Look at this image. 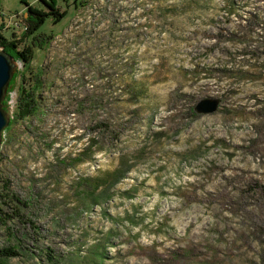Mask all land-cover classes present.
<instances>
[{
  "label": "rangeland",
  "instance_id": "1",
  "mask_svg": "<svg viewBox=\"0 0 264 264\" xmlns=\"http://www.w3.org/2000/svg\"><path fill=\"white\" fill-rule=\"evenodd\" d=\"M45 1L65 15L35 33L54 37L31 62L40 111L2 134L0 249L19 255L1 259L264 264V0ZM28 6L48 11L0 0Z\"/></svg>",
  "mask_w": 264,
  "mask_h": 264
},
{
  "label": "trees",
  "instance_id": "2",
  "mask_svg": "<svg viewBox=\"0 0 264 264\" xmlns=\"http://www.w3.org/2000/svg\"><path fill=\"white\" fill-rule=\"evenodd\" d=\"M43 2L48 8L47 12L42 10H38L32 7H26V13L28 15L27 18H23V22L26 25V29L22 32L19 38H16L15 34H11L10 38H5L0 34V50L5 51L7 54L12 56L15 61H20L22 63V70L20 73L15 72L12 75L11 81L8 85L6 91V97L1 103V109L3 112L8 113L6 110V102L8 101V94L12 91L13 84L17 77H19V84L16 89L17 98L16 104L13 111L12 119L9 120L7 127L2 132L10 131V128L13 124L23 122L28 118L36 115L39 110V100H38V92L42 88V82L40 77L36 75L35 72L31 69V62L33 58L34 48L42 47L43 44H49L54 37L46 36L44 34L35 35L37 30L43 25L45 19L47 17H53L55 21H59L64 15V13H60L59 10L55 7V2L51 3L45 0H38ZM89 0H73L72 6L75 10H79L86 6ZM6 25L0 24V30L4 29ZM31 37V41L28 44L26 41ZM22 46V47H20ZM2 137V136H1ZM89 149V147L84 148L80 153H83L85 150ZM79 153V155H80ZM95 153V152H94ZM122 169V168H121ZM117 168L110 177H106L105 179H110L112 184L118 183L121 179H123L127 172H129V168L125 171ZM104 181V180H102ZM96 188L99 185H95ZM11 197V196H10ZM13 197V196H12ZM9 202L10 198H8ZM15 202L20 204L19 200L16 199ZM14 215H19V209L14 208ZM3 219H2V218ZM5 215L3 214V210L0 207V225L5 224ZM18 252L14 251L11 248L0 249V264H7L1 258H10L17 257Z\"/></svg>",
  "mask_w": 264,
  "mask_h": 264
},
{
  "label": "water",
  "instance_id": "3",
  "mask_svg": "<svg viewBox=\"0 0 264 264\" xmlns=\"http://www.w3.org/2000/svg\"><path fill=\"white\" fill-rule=\"evenodd\" d=\"M26 17V14H25ZM16 62L12 56L7 54L5 51L0 50V145L2 141V132L8 125L10 115L5 113L1 109V103L6 94V90L11 81L14 69L16 68ZM219 101L217 99H204L199 101L195 106L194 110L199 115H210L217 111Z\"/></svg>",
  "mask_w": 264,
  "mask_h": 264
},
{
  "label": "built area",
  "instance_id": "4",
  "mask_svg": "<svg viewBox=\"0 0 264 264\" xmlns=\"http://www.w3.org/2000/svg\"><path fill=\"white\" fill-rule=\"evenodd\" d=\"M21 14H10V15H5L2 13L0 9V18L2 19H7V24H11L13 29H19L20 32H24L26 29V25L23 23V20H20ZM7 26V25H6ZM5 26V27H6Z\"/></svg>",
  "mask_w": 264,
  "mask_h": 264
},
{
  "label": "crops",
  "instance_id": "5",
  "mask_svg": "<svg viewBox=\"0 0 264 264\" xmlns=\"http://www.w3.org/2000/svg\"><path fill=\"white\" fill-rule=\"evenodd\" d=\"M33 7V6H32ZM25 9H26V7H25ZM25 9H23V10H25Z\"/></svg>",
  "mask_w": 264,
  "mask_h": 264
}]
</instances>
